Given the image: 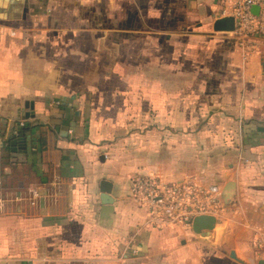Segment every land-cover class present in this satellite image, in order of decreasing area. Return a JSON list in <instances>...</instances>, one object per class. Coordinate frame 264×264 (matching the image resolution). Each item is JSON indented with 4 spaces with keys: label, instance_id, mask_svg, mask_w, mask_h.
Returning <instances> with one entry per match:
<instances>
[{
    "label": "crops",
    "instance_id": "0c3cea01",
    "mask_svg": "<svg viewBox=\"0 0 264 264\" xmlns=\"http://www.w3.org/2000/svg\"><path fill=\"white\" fill-rule=\"evenodd\" d=\"M224 7L0 0V264L262 259L264 40L214 31ZM136 176L217 187L201 214L216 217L219 243L192 226L150 225L131 195ZM102 181L113 205L101 202Z\"/></svg>",
    "mask_w": 264,
    "mask_h": 264
},
{
    "label": "built area",
    "instance_id": "2783aa9c",
    "mask_svg": "<svg viewBox=\"0 0 264 264\" xmlns=\"http://www.w3.org/2000/svg\"><path fill=\"white\" fill-rule=\"evenodd\" d=\"M224 14L234 16L235 33L244 40L252 36L264 40V0H223ZM258 7L259 12H253ZM131 195L145 208L150 225L156 228L171 226L190 227L196 215L206 211L211 195L219 198L217 187L205 188L196 182H164L152 176H136L130 181ZM259 258L264 259V230L254 240Z\"/></svg>",
    "mask_w": 264,
    "mask_h": 264
},
{
    "label": "water",
    "instance_id": "95a60500",
    "mask_svg": "<svg viewBox=\"0 0 264 264\" xmlns=\"http://www.w3.org/2000/svg\"><path fill=\"white\" fill-rule=\"evenodd\" d=\"M253 12L257 14L259 12V8L254 7ZM213 28L216 32H234L236 30L235 17L226 16L219 18L214 22ZM261 65L264 69V59L262 60ZM12 144L15 147L13 149V151L16 153L15 156L17 155L18 157L23 158L26 155L25 138L14 140ZM112 189L113 185L111 182L102 181L101 202L103 205H113L114 199L111 196ZM236 192L237 184L234 181H229L221 193V199L228 205L232 203L233 199L236 196ZM105 211H109L110 213H112L113 208L107 207ZM216 225L217 219L215 216L201 214L194 218L192 222V229L199 237L210 239L216 243H219V239L216 240ZM217 248L224 251L223 247L220 245H217ZM229 256L241 264H249L246 261L240 259L234 250L229 253ZM256 264H264V259H259Z\"/></svg>",
    "mask_w": 264,
    "mask_h": 264
},
{
    "label": "rangeland",
    "instance_id": "374dc122",
    "mask_svg": "<svg viewBox=\"0 0 264 264\" xmlns=\"http://www.w3.org/2000/svg\"><path fill=\"white\" fill-rule=\"evenodd\" d=\"M219 252H221V251H219ZM206 256H208V253H204ZM229 254H228V252H227V256H228ZM229 257V256H228Z\"/></svg>",
    "mask_w": 264,
    "mask_h": 264
}]
</instances>
